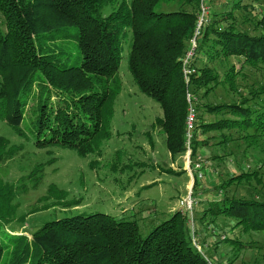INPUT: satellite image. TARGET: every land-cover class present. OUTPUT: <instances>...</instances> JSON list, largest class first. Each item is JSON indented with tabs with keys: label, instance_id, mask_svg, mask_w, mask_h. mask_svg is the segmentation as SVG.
<instances>
[{
	"label": "trees",
	"instance_id": "trees-1",
	"mask_svg": "<svg viewBox=\"0 0 264 264\" xmlns=\"http://www.w3.org/2000/svg\"><path fill=\"white\" fill-rule=\"evenodd\" d=\"M216 1L210 3L208 20L196 38L189 64L195 73L187 85L181 72L182 59L196 28L200 0H0V120L17 136L30 138L38 150L68 149L80 158L100 157L102 146L112 135L114 104L121 89L118 70L124 47L129 44L128 71L138 91L161 109L162 117L155 119L153 126H160L170 154L184 152L186 91L198 99L212 93L213 99L201 104L200 109L197 103L196 111L218 116L203 122L197 113L193 158L199 146L207 144L203 135L208 131H250L245 140L257 144L264 137V86L243 93L237 85L240 72L223 60L239 58L251 68L264 65V15L256 18L255 10L257 5L264 7V0H251L247 5L244 0H225L220 9L215 7ZM172 3L179 9L160 10ZM106 7L111 11L104 15ZM238 10H246L255 22L251 28L237 22ZM68 27L76 30L77 65L64 62L59 57L61 52L45 53L36 44L40 36ZM199 55L216 65L197 67ZM220 85L225 94H235L236 99L228 98V102L216 96ZM33 98L36 103L25 117ZM227 141L221 136L217 144ZM8 144L0 138V161L11 154L6 150ZM219 154L218 158L225 155ZM96 161L92 159L90 167ZM206 165L205 176L209 170ZM235 171L213 188L218 195L207 201L201 215L198 206L195 208L198 221L213 223L220 216L233 221L224 232L232 233L239 227L244 232H264V194L230 193L231 186L250 183L259 171ZM199 185L194 177L192 189ZM54 192L68 203L80 204L78 199L68 200L57 188ZM15 194V187L0 179V262L8 254V264H209L205 258L219 264L210 252L208 258L193 247L187 216L180 211L145 237L135 221L103 213L44 223L30 238L14 235L7 226L15 217ZM212 229L223 232L217 225ZM219 236L217 246L222 243ZM230 238L225 241L232 247L243 246Z\"/></svg>",
	"mask_w": 264,
	"mask_h": 264
},
{
	"label": "rangeland",
	"instance_id": "rangeland-1",
	"mask_svg": "<svg viewBox=\"0 0 264 264\" xmlns=\"http://www.w3.org/2000/svg\"><path fill=\"white\" fill-rule=\"evenodd\" d=\"M224 2L225 0H217L214 5L220 9ZM244 2L247 5L252 1ZM177 9L179 8L173 3L160 8L165 12ZM255 10L258 11L256 18L264 15V7L257 5ZM110 11L111 9L106 7L103 14L107 15ZM245 12L246 10L235 11L237 22L243 24L244 28L247 26L251 28L254 21ZM242 18L248 21L243 23ZM75 35V28H62L40 36L36 44L45 53L61 52L59 57L64 62L68 65H77L79 54L75 45ZM128 52L129 44H126L118 70L121 89L114 104L112 135L102 146L100 157L80 158L74 151L68 149L38 150L30 138L25 140L17 136L0 120V138L8 141L6 150L11 152L4 155L0 161V179L13 185L16 190L12 201V204L16 205L15 217L7 226L9 232L30 238L31 234L44 223L66 216L103 213L118 220L135 221L141 236L145 237L154 227L169 219L174 212H181L180 201L186 198L190 190L195 200L201 202L197 207L201 210L199 211L201 215L202 210L207 207V201L215 199L218 195L213 188L227 181V174L235 173L237 168L257 169L259 176L255 179L260 182L257 183L254 179L255 181L252 180L248 184L233 185L230 193L234 191L238 195L240 191H244L249 194L250 191V194L253 192L258 195L264 194V137L259 139L257 144L250 145L244 136L251 132L237 129L208 131L203 135V138L207 139V144L204 147L199 146L198 154L202 156L209 170L207 176L200 181L199 188L197 186L192 189L193 175H190L192 168L184 164L183 154H170L160 126H153L155 119L162 117V111L157 103L141 94L135 86L127 68ZM227 60H223L224 64L232 63L240 72L237 85L243 93L264 86V65L259 64L256 68H251L239 58ZM196 65L203 67L216 64L206 62L205 57L199 55ZM215 94L228 102V98L236 99L235 94L231 96L225 94V88L221 85ZM211 99L212 93L210 96L197 98L198 109L201 104L209 103ZM35 103L34 98L29 100L25 117L30 114ZM185 103L187 110L186 99ZM198 109L200 121L210 122L218 117L213 118L207 112ZM200 136L199 134L198 137ZM221 136H225L228 141L218 145ZM218 154L225 155L218 158ZM96 158L94 167H90L91 160ZM114 162L117 163L115 166ZM211 171H214V175ZM56 188L65 192L68 200L78 199L80 204L68 203L67 200L61 199L59 197L61 194L54 192ZM195 208L193 211L195 240L208 258L207 254L210 252L219 264L227 259L230 264H264V232H244L241 227L234 229L232 233L227 230L224 232L230 222L233 223L231 219L219 216L214 218L213 223L206 221L201 223L198 221L199 215L195 214L198 212ZM187 214H184L187 216L186 225L189 223ZM208 220L211 218H207ZM216 225L223 232H213L212 228ZM220 234L239 240L243 246L235 248L229 241L221 240L222 243L217 246L216 241ZM10 257L11 255L4 254L0 264H8Z\"/></svg>",
	"mask_w": 264,
	"mask_h": 264
},
{
	"label": "built area",
	"instance_id": "built-area-1",
	"mask_svg": "<svg viewBox=\"0 0 264 264\" xmlns=\"http://www.w3.org/2000/svg\"><path fill=\"white\" fill-rule=\"evenodd\" d=\"M213 0H200V14L198 17V21L196 24V28L194 30V34L192 38L189 41V47L184 55V58L182 59V74L185 80V83L188 84L189 77L195 73L193 68H190L189 64L191 60L194 57V53L196 50V38L200 34V28L202 25L206 24L207 17L210 11V3ZM185 99L187 102V110H186V116H185V122H184V152H183V161L184 164L188 166V168H192V181L191 185H193L194 177L197 179L198 182L202 181L205 178V172L203 171V167L205 165V162L203 161V158L200 154H197L195 158L191 156L192 154V142L194 138V130L196 128L197 124V111H196V104H197V98L196 96L190 92L186 91ZM194 173V174H193ZM200 186V185H199ZM198 186V188H199ZM198 201L195 200L193 197L192 190L188 193L185 199L180 201V209L181 212L184 214L189 215V223L188 228L190 229V236H191V243L193 247L202 254V250L200 246H197L196 240H195V233H194V221H193V211L194 208L198 206ZM226 235H220L219 239L221 241L226 240ZM200 247V248H199ZM205 258V257H204ZM208 263L209 260L205 258Z\"/></svg>",
	"mask_w": 264,
	"mask_h": 264
}]
</instances>
